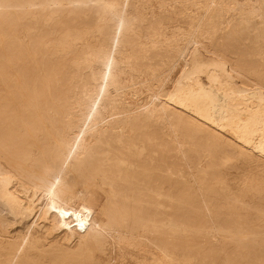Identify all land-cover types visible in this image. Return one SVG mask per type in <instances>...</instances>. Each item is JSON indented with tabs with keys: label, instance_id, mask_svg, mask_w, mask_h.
Wrapping results in <instances>:
<instances>
[{
	"label": "bare ground",
	"instance_id": "obj_1",
	"mask_svg": "<svg viewBox=\"0 0 264 264\" xmlns=\"http://www.w3.org/2000/svg\"><path fill=\"white\" fill-rule=\"evenodd\" d=\"M0 264H264V0H0Z\"/></svg>",
	"mask_w": 264,
	"mask_h": 264
}]
</instances>
